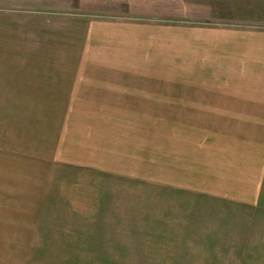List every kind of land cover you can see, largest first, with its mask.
Wrapping results in <instances>:
<instances>
[{
    "label": "rangeland",
    "instance_id": "1",
    "mask_svg": "<svg viewBox=\"0 0 264 264\" xmlns=\"http://www.w3.org/2000/svg\"><path fill=\"white\" fill-rule=\"evenodd\" d=\"M85 1L153 14L137 22L159 47L138 55L177 86L200 76L185 42L264 28V0ZM33 107L0 95V264H264L263 209L199 201L200 113Z\"/></svg>",
    "mask_w": 264,
    "mask_h": 264
},
{
    "label": "crops",
    "instance_id": "2",
    "mask_svg": "<svg viewBox=\"0 0 264 264\" xmlns=\"http://www.w3.org/2000/svg\"><path fill=\"white\" fill-rule=\"evenodd\" d=\"M85 2L0 0V95L46 112L200 113L202 126L216 130L200 148V203L264 210V28L185 42L199 56L200 76L185 74L177 86L175 75L138 55L159 47L137 22L153 14L89 10ZM206 64L224 72L206 77ZM208 159L217 180L210 188Z\"/></svg>",
    "mask_w": 264,
    "mask_h": 264
}]
</instances>
